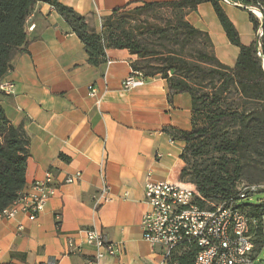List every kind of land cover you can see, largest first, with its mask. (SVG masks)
<instances>
[{"label": "crops", "instance_id": "crops-1", "mask_svg": "<svg viewBox=\"0 0 264 264\" xmlns=\"http://www.w3.org/2000/svg\"><path fill=\"white\" fill-rule=\"evenodd\" d=\"M170 1L58 0L96 32L101 18L115 8ZM222 8L241 44L250 45L255 32L247 12L226 4ZM185 19L208 34L219 63L235 65L239 50L227 41L210 4L197 5ZM26 28L28 43L1 80L12 84V93L1 92L0 103L9 123L22 127L29 138L23 190L48 173L55 194L35 221L23 214L0 219V263L95 264L97 248L87 245L82 233L95 231L107 243L123 246L118 256L97 264H161V248L142 239L140 221L150 209L144 182L191 184L185 144L163 131L190 130V96L169 99L166 81L159 77L123 89L136 56L108 49L103 63L91 65L81 41L48 4L34 7ZM89 86L94 97L88 95ZM77 173L78 180L64 183ZM103 184L111 200L94 208Z\"/></svg>", "mask_w": 264, "mask_h": 264}, {"label": "trees", "instance_id": "trees-1", "mask_svg": "<svg viewBox=\"0 0 264 264\" xmlns=\"http://www.w3.org/2000/svg\"><path fill=\"white\" fill-rule=\"evenodd\" d=\"M227 1L239 4L237 7L247 12L255 33L259 27L264 28V20L259 21L247 10L251 7L264 12L257 0ZM39 3L57 10L83 44L91 65L103 63L108 49H125L136 56L132 71L140 72L146 79L159 77L166 81L169 99L181 93L190 96V130L169 127L163 131L185 144L183 159L192 178L189 182L199 194L196 204L203 210H214L221 204L231 206L252 222L253 258L256 257L255 248H260L264 240V199L260 203H245L249 195L241 199L237 185L248 178L249 172L258 170L257 166H249V161L264 163V38L254 39L248 46L241 44L235 26L222 8L223 0L142 3L134 5L133 9L129 3L104 16L100 32L58 0H0V82L11 69L13 56L22 52L28 43L26 22ZM201 3L211 5L227 41L239 50L232 68L215 58L208 34L192 27L185 19ZM154 11H163L166 19L160 23L156 19L147 20L145 26L151 33L161 40L169 36L200 39L203 50L198 52V58L209 63V69L172 55L166 56L155 70H148L142 64L155 52L145 39L137 37L130 24L134 14L140 17ZM207 48L211 53L205 51ZM186 74L207 80L209 91L198 89L185 78ZM28 145L27 134L22 127L9 123L0 103V212L23 191ZM248 183L256 182L249 180ZM197 251L193 242H185L177 247L166 264H194Z\"/></svg>", "mask_w": 264, "mask_h": 264}, {"label": "built area", "instance_id": "built-area-1", "mask_svg": "<svg viewBox=\"0 0 264 264\" xmlns=\"http://www.w3.org/2000/svg\"><path fill=\"white\" fill-rule=\"evenodd\" d=\"M223 2L235 7L240 6L227 0ZM251 9L256 8H247L253 13ZM146 80L140 72L131 71L121 85L123 89H133L142 86ZM12 90L10 82H0V92L9 94ZM88 91L90 97L96 95L93 87L89 86ZM79 177L80 174L77 173L66 178L64 183H73ZM51 182L52 176L48 173L42 180L33 181L30 187L16 198L24 199V206L12 209L11 203L9 209L0 212V219L12 220L18 214H23L29 221H35L48 199L55 194L50 188ZM258 188L245 186L237 190L243 199L246 195L258 191ZM144 196L150 209L140 221L142 239L151 246L161 248L163 257L161 264H166V260L179 245L189 241L198 249L194 264H257L255 257L252 258L254 249L252 222L240 210L223 204L214 210H203L195 202L199 194L194 185L186 183L155 182L147 178L144 182ZM110 200L108 187L103 184L94 196V208H99ZM82 233L84 242L97 248L95 264L104 257H116L123 250L122 244L107 243L98 232ZM68 246L72 247V241L68 242Z\"/></svg>", "mask_w": 264, "mask_h": 264}, {"label": "rangeland", "instance_id": "rangeland-1", "mask_svg": "<svg viewBox=\"0 0 264 264\" xmlns=\"http://www.w3.org/2000/svg\"><path fill=\"white\" fill-rule=\"evenodd\" d=\"M259 4L262 6L264 10V0H257ZM229 5V4H226ZM137 6V5H136ZM136 6H132L131 8H135ZM232 6V5H231ZM130 8V9H131ZM253 11V15L261 22L264 20V12L261 9H251ZM157 15V17H155ZM165 13L163 11H157V12H151V13H145L138 17V15L134 14L132 17L134 19L133 22H131L130 26L135 29V34L137 37H140L142 39H145V42L152 48L155 52L154 56H150L149 58H146L142 61L143 65H146L148 67V70H155L162 64V60L168 56L172 55L178 58H184L189 63L197 64L201 68L209 69L211 66L207 62H202L198 58V52L200 50H203V45L201 43L200 39H184V38H175L172 36L167 37L165 40H161L157 35H153L151 33V30L145 26V22L149 20L150 22L153 21V19H156L159 23L164 22L166 19ZM102 18L100 20V30H101V24H102ZM100 32V31H99ZM264 38V28L259 27L257 32L255 33V39L261 40ZM206 52L211 53L210 49H206ZM181 74V73H179ZM185 78L192 83L194 86H196L198 89L201 90H208L210 88V84L207 80H203L200 77H197L193 74H186ZM249 166L254 167L257 166L256 171L249 172L248 178L242 180L238 185L237 189H242L245 186H256L259 187L255 193L250 194L248 199L245 201V203L249 204H255L260 203L264 199V163H258L256 164L253 161H249ZM249 180H254L256 183L249 184ZM258 181V182H257ZM260 199V200H259ZM258 246L255 248V262L257 264H264V240L262 245L260 246L258 250Z\"/></svg>", "mask_w": 264, "mask_h": 264}, {"label": "bare ground", "instance_id": "bare-ground-1", "mask_svg": "<svg viewBox=\"0 0 264 264\" xmlns=\"http://www.w3.org/2000/svg\"><path fill=\"white\" fill-rule=\"evenodd\" d=\"M21 194V193H20ZM20 196V195H19ZM22 206H24V199H16L13 203H12V209H20ZM10 206H8L6 209H9ZM252 258H253V254H252Z\"/></svg>", "mask_w": 264, "mask_h": 264}]
</instances>
